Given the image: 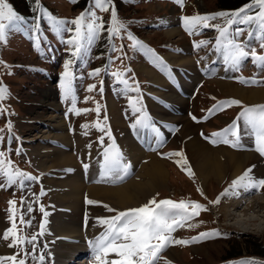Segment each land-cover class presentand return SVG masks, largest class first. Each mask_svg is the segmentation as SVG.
I'll use <instances>...</instances> for the list:
<instances>
[{"label":"rangeland","instance_id":"rangeland-1","mask_svg":"<svg viewBox=\"0 0 264 264\" xmlns=\"http://www.w3.org/2000/svg\"><path fill=\"white\" fill-rule=\"evenodd\" d=\"M222 1L186 0L184 8H181L173 0H112L118 19L126 24V29L121 31L119 37L114 36L111 41L108 39L109 34L106 30L101 32L99 39L86 50H82L81 56L74 58L72 56L73 47L67 44V41L74 35V31H64L59 35L54 32L47 16L41 10L36 9L35 0H7L14 11L23 17V20L17 27L10 28L7 32L6 42L0 43V60L3 61V64H0V85L6 87L8 93L6 98L0 102V108L5 109L0 114V130H2L0 136L3 137V140L0 141V151L5 153L6 159L13 162L14 167L38 177V180H25L23 188L19 186V183L11 187H0V248L3 253V255L0 254V257L18 254L17 261L23 257L22 259L28 260L26 264H39L38 257L43 254L45 259L47 255H50L53 262L56 260V263L59 264L64 260V257H58L56 252L60 251L61 254L69 249L65 250L64 248L62 250L57 244L58 241L52 240L49 236L53 232L52 222H58V219H61V221L70 224L84 222L87 226L90 221L94 222L96 228H100L102 226L97 224L98 217L108 218L116 215V212L107 211L100 201L99 204L95 205L87 204L88 195L86 191L84 211L72 210L71 208L74 207L66 204L67 207H65L68 211L57 210V218L52 219L51 206L53 200L50 191L45 186L46 179L55 180V178H59L58 180H60L65 174L60 173L59 175L60 167L53 166L56 160L61 161L58 160V156L61 154L58 151L53 153L52 150L54 148L60 149V143H75L73 145L76 147L74 146L73 149L68 146L71 148L68 153L74 155L75 162L80 164L77 169L68 165L61 166V168L68 169L67 172L72 169L80 171L82 163L88 159L90 163H93L95 175L99 174L100 168L102 169V164L99 161L103 159L104 150L112 144V140L106 135L109 129L115 140L123 139L124 145L129 142L133 143L128 133L132 128L130 126L136 123L130 117L135 114L131 111L127 113L124 107L131 105L130 99L127 100L128 95L136 92L125 93L123 91L124 86L117 82L112 75L113 72H124L125 78L129 80L130 84L134 85L135 82H139L140 93H136V95L141 98L144 106L146 105L145 113L147 116L149 118L151 116L153 122L159 125L156 127L157 129L172 128L170 129L172 132L168 136V139H171V145L165 144L162 147L164 153L183 151L195 172L189 154L186 152L184 140L178 136L182 130L184 131V128H187L190 135H185V140L192 141L200 138L205 142L200 132L206 125L194 122L192 119V116L196 115L194 112L197 111L198 113L200 107L206 108L209 103L211 105L216 98L232 97L226 94L227 89L220 88L219 82H230L246 89H264V83L259 86L248 87L246 84L233 82L237 76H248L264 82V70L253 64L252 61H244L238 70L229 68L220 54L213 63L212 61L210 63L205 62V60L209 62L212 51L215 50L214 45L218 36L215 28L200 29L199 34L189 35L183 27V16H193L197 13L231 12L230 8L220 6ZM39 3L43 9L58 19L67 21L76 19L81 13L92 7V0H77L76 3L71 2V0H39ZM246 4L248 3L244 5ZM94 10L97 16L102 18L105 29H107L110 25L111 8L108 12H102L99 9ZM37 22L40 25L39 32L35 31ZM87 22L86 20L85 23ZM209 23L210 25L225 26L223 18L209 21ZM66 27L75 28L71 24ZM235 27L237 26H232V28ZM239 27L246 29L243 35L239 37V41L245 44L250 43L251 47L258 53L264 54V49L259 46V40L249 41L248 26L239 25ZM129 33L153 51L149 52L146 49L133 46V41L128 39ZM37 38L39 39V49L36 46ZM202 40L210 41V43L207 47L194 48V41ZM113 45H115L116 51L112 50ZM69 60H72L70 69L73 74L72 87L76 97V108L95 109L98 102L101 105L99 116L95 111L82 112L80 115L70 111L72 98L65 99L61 87L65 64ZM97 69H100L99 76L91 75ZM128 69L131 71H127ZM152 74L157 75L160 79L155 80ZM198 75L200 77L205 75L203 81H206L208 88H202L201 97L197 100L198 104H195L193 101L190 102L189 98L180 95L179 93L183 92H180L177 86L185 87L187 91L188 77L195 81ZM230 75H234L232 76L233 79ZM91 85H95V88L89 91ZM193 85L191 84L190 90L187 91L189 94L193 93L191 92ZM262 102L264 103V101ZM244 103L248 104L249 102L243 100L242 104ZM194 106L196 110H194ZM143 113L144 109L139 116ZM63 116L64 120L62 119ZM105 116L108 126L105 132L91 126L97 119L102 124L105 123ZM223 116L225 117L226 114L221 115L219 113L216 116L220 119L217 122L218 125L213 123L212 127L216 128L226 123L228 117L224 118ZM62 120L66 121V124L64 126L58 125L59 123L63 124ZM9 122L12 125L10 131L7 127ZM85 124L90 127L88 129L83 128L82 125ZM57 125L62 127V130ZM61 131L63 133L59 134ZM85 132L87 135L84 134ZM57 133L59 135L68 133L69 143L55 138ZM101 137H103V144L100 142ZM127 138L129 141L126 140ZM52 139L59 142L52 141ZM62 146L66 147L67 145L63 144ZM152 149H154L155 154L156 149ZM126 151H130L132 164L136 169L138 165L135 164L134 151L128 149ZM82 156L87 157V159L82 158ZM161 156V149L158 147L156 158L164 162L169 179L164 186L159 188L158 192L145 200L143 199L138 207L147 204L152 198L157 201L164 199L177 202L182 199L198 201L207 205L209 211L202 212L200 216L189 221V223L195 224L201 221L203 223H200L199 227L191 229L187 227L178 229L173 233L174 238L190 240L192 237L199 236L200 233L210 232L213 229L219 230L222 235L187 246L173 245L162 253L160 264H165V262H170V264H240L241 261H259L260 264H264V206L261 205V207L257 206L255 209L248 210V206L244 204L241 208H236L233 203L237 202V198L228 197L222 198L219 205L209 204V201L215 200L245 171L235 177L229 173L227 176L225 175L226 177L224 176L223 181L214 182L213 179L206 184L196 172L193 179L181 170L174 162L176 157L162 159ZM150 160L151 158L148 156L144 161L149 163ZM102 162L104 163L103 160ZM253 168L252 165L248 167L251 170ZM84 171L86 174L87 170ZM139 172L140 168L138 167L135 171V177L138 176ZM85 176L88 177V173ZM255 179H264V176L256 175ZM5 183V179L0 177V185ZM116 184L122 183L117 182L109 185L114 186ZM198 188L203 189L207 199L200 195L197 191ZM42 189L46 193L45 195H40ZM246 197H251V195ZM251 198L252 200L258 198L264 205V189ZM13 199L17 202L15 222L17 233L21 237L30 239L32 235L40 231L39 225L43 220V214L39 210L41 204L45 211L50 213L47 217V232L42 237L37 236L35 246L25 242L17 247H9L12 238L9 240L2 239L5 231L12 227L9 201ZM22 201L24 203H21ZM29 205L33 209L31 212L28 211ZM112 208L121 211L118 207ZM21 215L25 222L31 221L30 227L26 223H21ZM248 244L250 245L249 249L246 247ZM239 246L244 248L240 251V255L236 253ZM33 252L37 259L32 258ZM94 259L92 252L84 258L85 261L88 260L85 264H98ZM52 260H44V264H51ZM84 260L76 259L75 262L80 264L79 262ZM4 264H9V262L5 261Z\"/></svg>","mask_w":264,"mask_h":264},{"label":"snow or ice","instance_id":"snow-or-ice-1","mask_svg":"<svg viewBox=\"0 0 264 264\" xmlns=\"http://www.w3.org/2000/svg\"><path fill=\"white\" fill-rule=\"evenodd\" d=\"M76 3L77 0H71ZM174 3L178 4L181 8H184L186 0H173ZM36 9L41 10L51 24L52 30L58 35L64 31H74V35L67 41V44L72 45L73 51L72 56H81L82 50L89 48L97 39H99L101 32H108L109 41L112 38L119 37L121 31L126 29V24L118 19L115 6L112 0H92V7L87 9L84 13H81L79 17L74 20L67 21L64 19H58L46 9H43L39 3V0H35ZM111 8L110 25L105 29L104 21L101 17L97 16L94 9H99L102 12H108ZM255 13V14H252ZM223 18L225 26L220 24L210 25L209 21ZM23 20V17L18 15L12 5L7 0H0V43L6 42L7 32L10 28H15ZM88 21L85 23V21ZM183 27L189 35L199 34L200 29L213 27L216 29L218 36L215 41L214 49L216 52L222 55L223 61L229 68L238 70L242 63L251 58L253 64L264 70V54L258 53L251 44L241 43L239 37L243 35L246 29L239 27V25L248 26V37L249 41L259 40V46L264 49V0H250V2L240 9L235 11H221L213 14H199L193 16H183ZM68 24L74 25L75 28H67ZM233 25L237 27L232 28ZM35 31H40V25L37 22L35 24ZM128 39L133 41V46H138L142 49H146L152 52V49L147 48L146 45L142 44L136 37L128 34ZM210 41H194V48L200 49L201 47H207ZM37 49H39V39L36 40ZM113 51H116L115 45H113ZM158 59V58H157ZM0 64L3 61L0 60ZM72 60H69L65 64V72L63 73V80L61 87L63 89L65 99L72 98V107L70 111L76 115H80L82 112L87 113L89 111H95L99 116L101 105L97 102L95 109H78L76 108V97L74 95V89L72 87L73 74L70 69ZM127 71H131L128 69ZM100 69L95 70L91 75L99 76ZM112 75L116 78L117 82L122 84L123 91L140 93L139 82L130 84L129 80L125 78V73L121 71L113 72ZM240 83L247 85H261L262 81L255 78H240ZM95 85L89 86V91H92ZM7 88L0 85V102H2L7 96ZM132 110L134 113L143 112L141 107H137L140 103L139 97L129 98ZM215 99V98H213ZM232 106H242L243 110L237 116V120L229 125L228 128L223 129L220 132H214L211 137H205L213 145L220 143L227 144L234 149H242L241 137L238 132V121L243 120L245 132L248 135H252L255 141V151L259 152L264 156V104L245 106L242 102L236 99H230L225 101H219L212 109H209L208 116L204 117V120L210 118L216 112L223 111L225 108ZM5 109L0 108V114ZM105 123H101L99 119L91 125L101 132H105L108 128ZM150 118L146 113H143L136 125H145L146 121ZM196 120V117H193ZM197 122H201L197 120ZM150 126V125H147ZM9 131L12 128L11 122L7 125ZM83 128L88 129L90 126L85 124ZM2 131V130H0ZM87 135V132L84 133ZM106 135L112 140V144L106 148L103 152L104 163L102 165V173L100 180L97 182L110 181L112 183L122 182L128 177L131 169L130 163L124 162L123 154L120 152L118 146L115 144V138L112 137L110 129L106 132ZM203 135V133H201ZM229 136L233 139H229ZM3 137L0 136V141ZM101 144H103V137L100 138ZM91 147V145H89ZM168 159L176 157L175 163L185 171L190 178H195V172L192 170L191 165L183 151H176L166 154ZM89 166L84 165L87 170ZM251 169H247L243 175L238 177L232 182L229 188H226L224 192L213 201H209L211 205H219L221 199L224 197L228 198H239L241 192L249 194H257L264 189V179H255L251 176ZM0 177L4 178L6 183L0 185V187H11L19 183L21 188L24 187V181H36L38 177L32 176L19 168L14 167L13 162L10 159L5 158V153L0 151ZM197 191L201 196L207 197L204 194L202 188H198ZM46 193L41 190L40 195ZM16 200H10V211L12 219V227L7 229L3 234L2 239L9 240L12 238V243L9 247H17L23 243L33 244L37 240V236H44L47 232V217L50 215L45 211L44 206L40 205V212L43 214V220L39 225L40 231L30 239L21 237L17 233L16 225ZM21 203H24L23 201ZM86 203L89 205L99 204L100 202L86 198ZM109 212H116L115 216L108 218H97V224L105 227V231L97 237L96 241H89L94 252V258L98 264H160L162 259V253L165 252L169 247L173 245L187 246L191 243H200L205 239H212L221 236L219 230L213 229L210 232L200 233L197 237H192L190 240L176 239L173 236L180 228H195L199 227L200 223H189L196 217L200 216L202 212L209 211L207 205L202 204L198 201L192 200H180L174 201L171 199H164L157 201L152 198L147 204L142 205L138 208H129L124 211H118L109 205H103ZM28 211H33L31 205L28 206ZM21 223H26L27 226H31V221H24L23 216L20 217ZM227 235V234H223ZM47 247V245H45ZM111 254L115 255V259L109 260L107 257ZM18 255V254H17ZM17 255L0 257V264H4L8 261L9 264H26L24 259L17 261ZM33 259H37L35 253L32 254ZM40 264H44L45 256L41 254L38 257ZM170 264V262H165ZM240 264H260L259 261H241Z\"/></svg>","mask_w":264,"mask_h":264},{"label":"bare ground","instance_id":"bare-ground-1","mask_svg":"<svg viewBox=\"0 0 264 264\" xmlns=\"http://www.w3.org/2000/svg\"><path fill=\"white\" fill-rule=\"evenodd\" d=\"M174 32V31H172ZM172 35V34H171ZM174 35V34H173ZM220 53L215 50L212 51L211 57L209 58V62L217 58ZM188 62V61H187ZM207 62V63H209ZM213 63V62H212ZM155 80H159L160 78L157 75L152 74ZM193 80V79H192ZM221 89H227L225 92L227 95L236 96L243 99L248 104L254 105V103H259L264 101V89H246L235 86L230 82H219ZM234 97L236 100L243 102V100ZM182 101V100H180ZM178 103V102H177ZM64 120V116L62 117ZM61 121L63 124H58L64 126L66 121ZM57 125V126H58ZM59 127V126H58ZM62 127H59L61 129ZM58 129V128H57ZM62 130V129H61ZM66 131V129H65ZM190 131L187 128H184L178 136L183 138L184 145L186 146V152L189 154V159L194 166L196 174L201 177L204 183H209L210 180L214 179V182L223 181L225 177L231 173L232 177L240 175L242 171H246L249 165L254 166L251 171V175L256 177V175L264 176V163L261 162L258 155L253 154L251 152H237L230 148H224L222 146L219 147H209L206 142H203L200 138L194 139L192 141L185 140V135H190ZM63 131L59 132L62 134ZM58 134V133H57ZM58 134V135H59ZM56 135L55 138L65 140L69 143L68 133L63 135ZM52 141H58L53 140ZM59 142V141H58ZM67 145L64 147L65 149H52L53 153L58 151L61 156H58V160L53 164V166L60 167L68 165L72 167H79L80 164L75 162L74 155L68 153V151L74 148L75 143H61ZM133 144V143H132ZM130 142L127 144L128 146L125 149L133 150L136 157L135 164L137 168H140V172L138 176L134 178L131 177L130 181L127 182H118L122 183L119 185L110 186L109 184H114L110 181L105 182H97L100 180L102 169L98 170L99 174L94 173L93 163H88L89 172L87 168L88 177L85 176V163L83 162L80 171L70 170L69 173L63 174L62 178H55V180L46 179V188L51 193V198L53 200L52 204V219L57 218L58 211L62 210L64 212L68 211L66 208V204L72 205L74 208L72 210H81L84 211L83 205L85 202V192L87 191V198L100 201L103 205H109L111 207H118L121 211L127 210L129 208H137L142 200L146 199L149 196H152L154 193L158 192L159 188L164 186L169 179L167 174V169L164 165L163 161H159L156 158V155L153 153H146L144 150L138 149V146L135 144L132 145ZM70 146V147H68ZM76 147V146H75ZM77 151V150H76ZM136 151V152H135ZM150 156L151 160L149 163H146L145 158ZM85 156H82V158ZM79 158V156H78ZM81 158V156H80ZM87 159V157H85ZM63 161V162H62ZM104 161V160H103ZM132 161V160H131ZM90 162V161H88ZM253 162V163H251ZM65 163V164H64ZM84 164V165H83ZM103 165V162H100ZM251 167V166H250ZM135 168V166H134ZM68 170V169H66ZM67 172V171H66ZM81 172V174H80ZM72 173V174H70ZM78 173V175H77ZM226 175V176H225ZM92 176V177H91ZM225 176V177H224ZM260 178V177H259ZM48 182V186H47ZM110 182V183H109ZM109 183V184H108ZM53 186H52V185ZM51 185V186H50ZM254 194H249L246 192H241L240 197L237 198V202H234V207L238 208L243 206L244 204L248 206V210L255 209L258 207L264 206L259 199L252 200L251 197H246ZM250 199V201H249ZM235 201V200H234ZM232 204V205H233ZM60 206L61 208H59ZM66 206V207H65ZM69 209V210H71ZM58 210V211H57ZM98 210V209H96ZM99 212V211H98ZM60 214V213H59ZM229 214V213H227ZM82 215V214H81ZM78 216V215H77ZM60 217V216H59ZM66 218V217H65ZM64 218V220H65ZM80 218V216H79ZM78 218V219H79ZM67 220V219H66ZM77 220V219H76ZM80 220V219H79ZM76 222V221H75ZM53 232L49 234L52 240H61L62 242H58V246L63 250L69 249L60 254V251H57L58 257H64V260L60 264H77L76 259H82V257H88L90 253L93 252L92 246L89 241H96L97 237L101 235L102 232L105 231V228L95 227L94 222H90L87 226H85L82 222H77L76 224L65 223L63 220L58 219V222H52ZM71 240L65 242V240ZM57 242V241H56ZM89 244V246H87ZM201 253V251H200ZM0 254L3 255L1 248ZM115 255L111 254L107 257V259H115ZM84 260V259H83ZM88 260H84L79 262L80 264L87 263Z\"/></svg>","mask_w":264,"mask_h":264},{"label":"trees","instance_id":"trees-1","mask_svg":"<svg viewBox=\"0 0 264 264\" xmlns=\"http://www.w3.org/2000/svg\"><path fill=\"white\" fill-rule=\"evenodd\" d=\"M250 2V0H223L222 3L220 4V6L222 7H228L231 10L235 11L238 7H240L242 4L244 3H248ZM246 247L249 249L250 245H246ZM244 248L239 246L238 250H237V254L240 255V251L243 250ZM234 253H232L233 255ZM235 255V254H234ZM233 257V256H232Z\"/></svg>","mask_w":264,"mask_h":264},{"label":"crops","instance_id":"crops-1","mask_svg":"<svg viewBox=\"0 0 264 264\" xmlns=\"http://www.w3.org/2000/svg\"><path fill=\"white\" fill-rule=\"evenodd\" d=\"M206 85H208L207 83H205L204 85H201L200 87H197V94H196V96H197V98H196V101H195V104H198L197 103V100H198V98H200L201 97V92H202V88L203 87H207ZM208 88V87H207ZM234 97V96H233ZM236 98H238V97H236ZM240 99V98H239ZM199 109H201V107L199 108ZM195 114H198L197 113V111H195ZM224 117V116H223ZM226 117H228L227 119H228V121L226 122V123H224L222 126H226L227 124H229L230 122H231V116H229L228 114H226V116L224 117V118H226ZM218 120H220V119H218V117H215L209 124H208V128L209 129H213L214 127H212V124L213 123H215V124H217V122H218ZM218 125V124H217ZM220 125V126H221Z\"/></svg>","mask_w":264,"mask_h":264}]
</instances>
